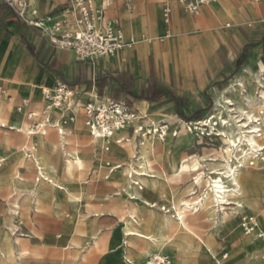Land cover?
<instances>
[{"label":"rangeland","instance_id":"374dc122","mask_svg":"<svg viewBox=\"0 0 264 264\" xmlns=\"http://www.w3.org/2000/svg\"><path fill=\"white\" fill-rule=\"evenodd\" d=\"M24 1L30 5V0ZM136 1L138 0L133 1L132 10L127 8L125 0H116L112 6L117 8V4L124 5L128 13L135 17H141L143 14L136 9ZM141 1L150 3L155 0ZM160 1L163 19L164 11L168 8L173 10V6L177 4L180 13L184 16L193 18L195 21L204 17L203 14L199 17H192L185 13L179 0ZM92 3L94 6L101 4L99 0H92ZM69 5L70 0H38L36 7L29 6L25 18L31 22L44 24L40 30L44 31L45 28H49L51 32H55L51 27L52 22L61 23L68 20L70 17L67 11ZM33 11H36L37 14H33ZM58 14H61V17ZM167 25H170L167 32L173 35L171 38L177 36V32L172 29V15H170ZM128 33L133 35L131 31ZM144 41L148 40L144 39ZM160 42L165 44L166 39L163 38ZM225 42H228L226 38ZM230 79L231 77L225 78L221 82L212 83L208 88L203 89L199 96L204 99L205 105H201L200 109H194L196 107L193 106H197V104H191L193 109L188 113L185 111L183 101L177 100L176 113L154 116L150 114V117L141 121L142 125H145V122H150L147 125L149 127L158 125L161 120L169 125L166 137L160 138L161 141L166 140V142L158 144V146H165L156 154H154L156 151L154 149L152 151L154 155L151 154L148 157L150 165H152L151 168L159 171L157 175L159 173L171 174L174 159H177L178 163L180 159L181 161L189 159L193 169L199 166V171L193 172L192 177H184L179 184L178 182L168 184L165 181L152 192L146 193L145 184L140 182L139 187H142L141 192L146 193L147 201L157 204L153 209V219L150 222L143 221L142 223L145 233H156L161 229L166 217L175 215L172 207L175 200L179 201L192 194L193 191L197 192L196 196L208 191L209 178L215 177L209 175L211 169L221 168L211 166V162L204 160H222L220 156L226 147V143L223 141H228L230 137L239 139V126L248 121L244 112L251 117L260 119L258 124H263L264 66H261L258 72L250 75L246 82L238 80L239 78L233 81H229ZM215 86L216 91L213 94L211 88ZM46 91L47 89L43 90V92ZM44 101L41 108L34 109L39 117L33 120H29L26 115L17 113V107L12 106L11 114L6 116L8 120L1 118L0 122L7 123L8 126H12L14 121L26 122L32 129L39 131L34 126L35 122H43V111L47 102ZM226 101L232 102L234 106H229L225 103ZM81 104L84 105L85 102H81ZM134 109L140 117H143L136 108ZM231 110L233 112H230ZM75 111L79 114V118L64 130L67 138L65 147L58 146L53 152L38 147L33 152L31 151L32 156H30L32 159L33 154L41 155L45 160L51 157L52 162H55L58 175L76 197L70 199L65 195L61 204L59 203L61 196L59 191L47 187L41 179L36 180V172L31 171V168L22 165L21 161L16 159L25 154L24 151L21 152L26 142L24 133L5 130L0 134V144H3L6 138L9 139L8 144H3L5 149L3 154L8 161L7 167H3L0 163V264H131L128 260L132 264H159L156 257L160 256L168 258L167 264H218L219 260H222V264H264V237H259L258 234H264V165L259 166L260 168L252 167L250 168L251 173H244V178L247 180L249 178L254 183L255 197L258 199L257 208L252 205L248 210L238 211L233 205L227 206L225 210L217 207L215 217L207 214L202 218L198 230L200 237L193 239L191 247L187 249L188 244L184 242L183 246L172 245L163 253L158 254L156 251L151 252L149 241L136 237L133 239L124 237L123 218L128 217L130 208L134 207L139 210L142 207L129 202L128 196L124 193L123 184L116 178L117 174L108 183L107 177L113 176L111 169L117 165H127L130 157L105 155L101 146L95 145L98 141L91 137L89 129L85 125L83 108H76ZM212 115H216L218 118L211 120L209 126H202L203 122ZM242 120L243 122L238 123ZM223 121L229 122V124L224 127ZM262 128L263 132L260 134L264 133L263 125ZM18 129L23 128L19 126ZM175 132H177L176 136L173 135ZM217 132L226 134L227 138L215 136L214 134ZM133 133H135L134 130H128L126 141L117 145L127 146L129 144L127 141L132 139ZM147 137L159 136L152 134ZM115 139L113 138L111 141L114 144H116ZM261 139L260 143L264 145V134ZM32 140L37 141L36 136H33ZM134 141L135 145H139L140 140L134 138ZM135 145L122 149L116 148L115 154L126 155L129 151L133 152V149L137 148ZM8 146H11L12 153L7 151ZM75 148H78L83 156L84 166L80 169L74 165L73 171L68 172L65 168L64 154ZM238 158L241 159L242 156L240 155ZM169 160H171L170 163ZM131 161L136 162V159ZM19 170L24 177L22 179H26L24 181L29 185L28 190L15 188L13 185L12 172L16 173ZM200 173V178L204 179L205 184L201 189H198V187H194L193 183L196 184V177ZM139 187L138 189H140ZM142 213L145 215L149 212L143 210ZM226 214L228 219L221 228L220 219L221 217L224 219ZM252 218L258 225V238L252 236L256 234L257 227L252 232L246 230V223H250L251 226L256 225L255 221L251 220ZM182 232L180 237L184 238ZM147 252L150 254L148 255Z\"/></svg>","mask_w":264,"mask_h":264},{"label":"crops","instance_id":"0c3cea01","mask_svg":"<svg viewBox=\"0 0 264 264\" xmlns=\"http://www.w3.org/2000/svg\"><path fill=\"white\" fill-rule=\"evenodd\" d=\"M99 1L101 5L104 2ZM37 3L38 0H34L32 5L30 0L31 7H36ZM135 4L136 9L143 14L141 17L128 13L127 8L120 4H117V8L114 6L108 8L106 15L109 18H119L125 36L128 39L133 38L137 44L132 49H125L111 57L94 62H82L78 60L75 52L55 48L50 42L48 32L27 24L4 0H0L1 116L11 114V107L20 106L24 99L31 102L29 110L41 108L45 102L43 90H53L59 84H66L81 102L86 103L95 99L98 101L105 97L126 102L136 108L144 119L150 117V114L154 116L176 113L177 100H182L185 111L190 113L193 107L200 109L201 105H205L204 99L199 95L212 83L230 77L229 81L239 78L238 80L246 82L250 75L264 66V3L217 0V3L204 7L200 15H191L192 17L204 15L202 19L196 21L182 15L178 4L174 5L172 29L177 32V36L171 39L167 38V29L170 25L168 26L162 18L160 0L150 3L138 0ZM58 16L61 17V14ZM163 38L166 39L165 44L160 42ZM225 38L228 42H225ZM144 39L148 41L145 42ZM211 89L214 94L216 86ZM191 104L197 106L192 107ZM77 106L82 109L81 103ZM53 117L54 120L59 118L56 113ZM149 123L145 122V126ZM3 124L8 126L7 123ZM19 126L25 129L21 130L29 137L47 136L46 129L45 134L36 132L31 134L32 128L26 122L14 121L12 126L5 130H16L19 133ZM64 133V131L62 135L59 133V136H66ZM126 135L127 132H124L114 138L116 144L108 143L112 140L107 142L96 139L99 143L95 145H100L105 155L130 157L127 165H117L121 168L116 169L115 166L111 169L113 176L107 177L108 183L125 167L128 169L133 165L136 170L140 169L137 160L142 158L141 151L140 146L134 144V138H144L133 134L127 146L117 145V138H126ZM91 137L94 138L92 135ZM152 138L161 143L166 142L158 137ZM134 145L137 148L133 149V152L129 151L126 155L115 154L116 148ZM164 146H158L154 154ZM6 149L12 153L11 146ZM29 155L32 156V153L29 152ZM178 157L180 159L179 150ZM133 159H136V162H132ZM184 162L190 163L189 159L183 160L182 163ZM256 165L249 166L252 168ZM144 166L148 176L155 179L157 171L151 168L149 163L148 165L145 163ZM126 173L128 177L131 171L127 170ZM137 180L142 182L138 177ZM134 189L140 194H145L142 200L149 203L146 199L147 189L146 193L136 187ZM149 204L154 208L157 206L154 203Z\"/></svg>","mask_w":264,"mask_h":264},{"label":"bare ground","instance_id":"6f19581e","mask_svg":"<svg viewBox=\"0 0 264 264\" xmlns=\"http://www.w3.org/2000/svg\"><path fill=\"white\" fill-rule=\"evenodd\" d=\"M215 1L217 3V0ZM31 4L32 5L34 4V0H31ZM103 4L104 2L102 3V5L100 4L98 6H94L92 3V7L94 10H99L103 6ZM164 22L167 23V19L165 18V11H164ZM169 37L170 38L172 37L171 34H167V38ZM262 88L264 89V86H262ZM48 91L49 90H47L44 93H47ZM92 101H97V99ZM226 102L229 105L233 104L230 101H226ZM79 103H81V100L77 103V105ZM77 105L75 109L79 108V106ZM230 112H233V110ZM244 115H246L249 122L247 121L248 123L247 122L242 123L239 126L240 128L239 139H234L230 137L228 141L226 140L223 141L224 143H226V147L223 149V153L220 156L222 160L220 161L214 159L204 160L205 162L206 161L211 162L210 164L211 166H219L221 168V169H211V173L209 175L215 177L209 178L208 191L198 196H196L197 192L193 191L192 194H189L187 197H183L179 201L175 200L172 203V207L175 211V215L173 217L172 216L166 217L161 229L153 234H147L142 229L143 221L150 222V220L153 219L152 213L154 207L151 206L146 201L142 200L144 194H140L134 189V187L138 188L137 185L140 184V182L137 180V177L145 184L147 192H152L156 190L157 187H159L158 186L159 184H163V182L165 181L168 184L171 182H175V183L178 182L179 184V182L182 181L184 177L186 178L192 177L193 172L199 171V166L193 169L190 166V163H186V162L182 163L183 161L181 160L178 163V160L174 159L173 169L171 174L159 173V175H157L155 179H151L146 173L147 171H145L144 165L145 163H147V165L148 163L149 165L151 164V162L147 160V157L152 154V151L156 149L160 141L153 138L138 139L140 140L139 146L142 157V158H138L137 160L140 169L136 170L133 167V165H130L128 169H126V167L124 169H121L117 173V177H116L117 180L123 184V190L124 193H126V195L128 196L129 202L132 204L136 203L142 207L139 210L135 209L134 207L130 208L128 217L123 218V226H124L123 229L125 230L124 237H126L127 239L129 238L133 239V237H136L147 240L150 243L151 252L156 251L158 254L163 253L166 249H168L172 245L183 246L184 242L188 244L187 245V249H188L189 247L192 246L193 239L194 238L199 239L200 237L198 235V230L202 223L201 222L202 218L207 214H210L212 217H215L216 216L215 209L217 207L222 210H225L227 206L233 205L236 206V210L238 211H241L242 209L248 210L252 205H255L256 208L258 207V199H256L255 197L256 191H255L254 183L252 182L251 179L248 178L247 180L246 178H244V173H251L249 168L254 164H257L256 166L258 167L264 165L263 164L264 162L260 161V160H264V145H261L260 143L262 142L261 138L263 137L264 134V133L260 134L263 132L262 125L264 126V117L262 118L263 124L262 123L258 124V122L261 121L260 119L251 117L246 112H244ZM1 118L8 120L6 116L3 117L0 114V119ZM217 118L218 117L216 115H212V120H215ZM241 122H243V120L239 121L238 123ZM222 124L224 127H226L229 124V122L223 121ZM203 126H207V125L204 124ZM7 128L8 126H6L3 123H0V134L3 132L2 130H5ZM25 128H27V126H25ZM45 129L47 132L46 138L36 136L37 141L32 140V137H29L28 134H25L22 130L21 131L19 130V132L24 133L26 137V142L21 149L22 150L21 152L24 151L25 154L23 156H18L16 159H19L22 165L31 168L30 169L31 171L36 172V178H35L36 180L41 179L42 182L45 185H47V187L49 186L50 188L52 187L53 189L58 190L59 193L61 194L59 198V203L61 204L64 201L65 195L68 196L70 199L72 198L74 199L76 197L74 196L73 193H71V191H69L68 189L69 187L67 186V184H65V182L58 175L57 166L55 162H52L53 159L51 160V157H49L48 160H45L44 158L41 157V155L37 156L36 154H33V158L31 159L29 155V152L31 151L33 152V150H36L38 147L40 149L48 150L51 152L55 151V149H57L58 146L65 147L66 145L65 142L67 140L66 136L64 137L59 136V129L53 125H46L44 122H42L41 131H36L32 129L31 134H34L35 132L36 133L43 132L45 134ZM23 130L25 131V129ZM89 132L92 135L90 130ZM133 134L139 135L141 138H149L147 136H141L138 132ZM214 135L220 136L221 138L224 139L227 138L226 134H223L222 132H217ZM92 136L95 138V140L103 139L99 136H94V135ZM127 142L129 143L131 142V140ZM8 143H9V139L6 138L3 144H8ZM108 143H112V142H108ZM3 144H0V163L3 167L6 168L8 161L3 154L5 150ZM107 150H109V148H107ZM240 155L242 156L241 159L238 158ZM64 159L66 162L65 168L68 172L73 171L74 165H76L80 169H82L84 166L85 160L82 157L78 148H75L74 150L69 152L66 151L64 154ZM151 166L152 165H150V167ZM118 168H121V166L116 167V169ZM127 170L131 171L128 177L126 173ZM200 175L201 173L198 174V177H196L197 178L196 184L193 183L194 187L196 186L198 187V189H201L202 186L205 184L204 179L200 178ZM11 178L13 180V185L15 186V188H21L25 190L29 189V185L24 181L26 179H22L24 177L22 176L20 170L16 173L12 172ZM40 193H44V192H40ZM143 210H147L149 213L144 215L142 213ZM227 219H228L227 214L225 215L224 219L223 217H221L220 219L221 228L224 226V223L226 222ZM251 220L255 221L257 227V230L255 231L256 234L252 236L254 238H258L257 236L259 234V237H261L260 233L257 234L258 225L256 220L254 218H252ZM246 225H248V223H246ZM181 231H183L182 235L185 236L184 238L180 237ZM204 244L206 245L205 241ZM161 257L162 256L156 258L162 261L166 256L162 258ZM128 262L132 264L131 261L128 260ZM218 264H222V260H219Z\"/></svg>","mask_w":264,"mask_h":264},{"label":"built area","instance_id":"2783aa9c","mask_svg":"<svg viewBox=\"0 0 264 264\" xmlns=\"http://www.w3.org/2000/svg\"><path fill=\"white\" fill-rule=\"evenodd\" d=\"M20 19L27 24L37 28H43L44 24L39 22H31L25 18L29 5L24 0H4ZM116 0H104L103 6L99 10H94L91 0H70L68 12L70 17L63 22H52V28L55 32H51L49 28L44 31L50 34L51 44L60 50L73 51L76 53L79 61H98L103 58L114 56L125 49H132L137 42L128 39L123 31L122 23L119 18H109L106 15L107 9L111 7ZM134 0H125L127 8L132 10ZM258 3H264V0H252ZM215 0H179L182 10L190 15H200L204 7L215 4ZM33 14H37L33 11ZM172 15L170 8L165 10V18L167 23ZM170 34V33H168ZM48 100L43 111V122L46 125H53L59 129L60 135L63 134L64 128L69 124L75 123L77 114L75 107L78 103L77 96L66 84H59L53 90H49L44 94ZM30 100L24 99L22 104L17 107L16 112L25 114L29 120H33L38 116L35 111L29 110ZM85 125L91 131L92 135L99 136L106 141L120 136L128 130H134L140 135H158L164 139L169 131V125L166 122H160L153 127L146 126L136 110L129 106L126 102L117 101L111 97H105L98 101H88L83 105ZM65 112V114H63ZM58 114V120H54L53 114ZM212 116L203 122V125L211 124ZM201 124V123H200ZM202 125V126H203ZM34 128L41 131V123L35 122ZM43 133V132H42ZM65 135V133H64ZM173 135H177L175 132ZM126 141L125 137L117 138V144ZM140 184L137 185L139 187ZM142 190V187H139ZM246 230L252 232L255 226L250 223L246 225ZM248 232V234H249ZM261 237L264 234L260 233ZM159 264H167L168 258L160 260Z\"/></svg>","mask_w":264,"mask_h":264}]
</instances>
